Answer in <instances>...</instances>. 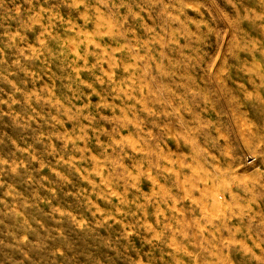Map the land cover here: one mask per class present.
Listing matches in <instances>:
<instances>
[{
  "label": "rangeland",
  "instance_id": "1",
  "mask_svg": "<svg viewBox=\"0 0 264 264\" xmlns=\"http://www.w3.org/2000/svg\"><path fill=\"white\" fill-rule=\"evenodd\" d=\"M0 264H264V0H0Z\"/></svg>",
  "mask_w": 264,
  "mask_h": 264
}]
</instances>
